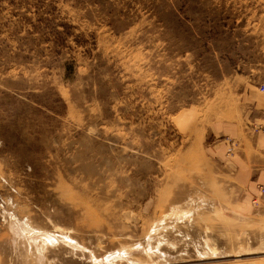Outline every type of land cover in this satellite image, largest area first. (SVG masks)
Masks as SVG:
<instances>
[{
	"label": "rangeland",
	"instance_id": "obj_1",
	"mask_svg": "<svg viewBox=\"0 0 264 264\" xmlns=\"http://www.w3.org/2000/svg\"><path fill=\"white\" fill-rule=\"evenodd\" d=\"M243 74L264 0H0V264H264L213 150Z\"/></svg>",
	"mask_w": 264,
	"mask_h": 264
},
{
	"label": "crops",
	"instance_id": "obj_2",
	"mask_svg": "<svg viewBox=\"0 0 264 264\" xmlns=\"http://www.w3.org/2000/svg\"><path fill=\"white\" fill-rule=\"evenodd\" d=\"M259 85L251 84L248 75L243 74L240 88L244 91L237 111L234 116L230 111V117L220 125L222 140L213 150L221 154L218 159L223 172L234 175L237 201L249 207V200H254L256 224L263 225L264 190L261 192L260 187L264 188V92L258 89Z\"/></svg>",
	"mask_w": 264,
	"mask_h": 264
},
{
	"label": "bare ground",
	"instance_id": "obj_3",
	"mask_svg": "<svg viewBox=\"0 0 264 264\" xmlns=\"http://www.w3.org/2000/svg\"><path fill=\"white\" fill-rule=\"evenodd\" d=\"M24 224H22V225H24ZM12 225H13V223H12ZM29 226H31V225H29ZM29 226L25 225V226H23L22 229L20 228L21 230L17 229L16 232L18 233L19 236L26 238L30 243H34L35 246H36V249L38 250V252H42L43 248H45V246H43V244H46L47 242H51V243L58 242L59 240L61 241V239L62 240L66 239L68 244L72 245V242H71L72 240L68 239L67 237L61 236L60 234L59 235H55V234H52V233H50L48 231H43V230L40 231L39 229L36 230V228H34V227L31 228ZM12 227H15V226L13 225ZM34 230H36V231H34ZM40 243H42V244H40ZM114 256L116 258H121L122 255H119V254H108L107 257H106L107 264H114V259H112ZM99 263H101V262H99Z\"/></svg>",
	"mask_w": 264,
	"mask_h": 264
},
{
	"label": "built area",
	"instance_id": "obj_4",
	"mask_svg": "<svg viewBox=\"0 0 264 264\" xmlns=\"http://www.w3.org/2000/svg\"><path fill=\"white\" fill-rule=\"evenodd\" d=\"M259 88L262 90V92H264V80L261 82Z\"/></svg>",
	"mask_w": 264,
	"mask_h": 264
}]
</instances>
